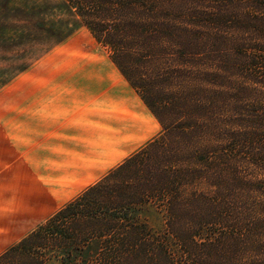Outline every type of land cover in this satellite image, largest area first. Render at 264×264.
Wrapping results in <instances>:
<instances>
[{"label":"trees","instance_id":"obj_1","mask_svg":"<svg viewBox=\"0 0 264 264\" xmlns=\"http://www.w3.org/2000/svg\"><path fill=\"white\" fill-rule=\"evenodd\" d=\"M65 2L163 129L0 264H264V0Z\"/></svg>","mask_w":264,"mask_h":264},{"label":"rangeland","instance_id":"obj_2","mask_svg":"<svg viewBox=\"0 0 264 264\" xmlns=\"http://www.w3.org/2000/svg\"><path fill=\"white\" fill-rule=\"evenodd\" d=\"M162 129L65 0H0V256ZM139 218L164 222L149 207Z\"/></svg>","mask_w":264,"mask_h":264},{"label":"crops","instance_id":"obj_3","mask_svg":"<svg viewBox=\"0 0 264 264\" xmlns=\"http://www.w3.org/2000/svg\"><path fill=\"white\" fill-rule=\"evenodd\" d=\"M54 133H55V129H54L53 132H48V137H53ZM1 139L2 138L0 137V140ZM36 139L38 140V141H36L37 142L36 144H38L40 141H44L43 140L44 138H41V137H38ZM0 146H1V144H0ZM0 152H2L1 149H0ZM4 155H6V153ZM7 156L13 157L12 156V153L7 154ZM2 163H4V162L3 161H0V165L3 166V167H0V176L3 175L4 172H2V171L5 170V167H4L5 164H2ZM10 189H16V188L14 186H12ZM19 189H22V187L19 188ZM13 191L14 190L10 191V193H9L8 196H10V199H11L12 202H15L17 197H20L21 198V193L18 194V193L13 192ZM27 200L30 201L29 205H31V209H32L30 215H34V196H33V193L30 190L28 191V198H27ZM28 214H29V211H28Z\"/></svg>","mask_w":264,"mask_h":264}]
</instances>
